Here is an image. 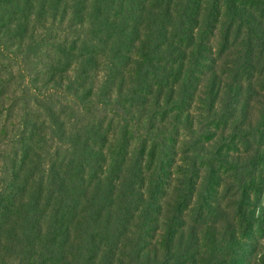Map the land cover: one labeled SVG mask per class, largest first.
Here are the masks:
<instances>
[{"label": "trees", "instance_id": "obj_1", "mask_svg": "<svg viewBox=\"0 0 264 264\" xmlns=\"http://www.w3.org/2000/svg\"><path fill=\"white\" fill-rule=\"evenodd\" d=\"M251 2L0 0V264L244 263L248 195L184 157L224 122L259 158Z\"/></svg>", "mask_w": 264, "mask_h": 264}, {"label": "rangeland", "instance_id": "obj_2", "mask_svg": "<svg viewBox=\"0 0 264 264\" xmlns=\"http://www.w3.org/2000/svg\"><path fill=\"white\" fill-rule=\"evenodd\" d=\"M251 3V5L248 3L247 5L251 6L257 15H262L261 19H263L264 2L253 0ZM225 58L226 56L223 57V60ZM256 79H258L257 76L253 80ZM220 127L221 130L218 128L215 133L210 135L202 134L199 142L203 145V149L201 147L199 152L188 150L184 161L188 164L193 161V158L196 161L199 160V164L197 163L199 172L196 179L193 178L198 184L207 177L208 169L216 170V173L213 171L212 179L205 178L210 180L208 187H212L211 194L204 192L205 198L208 199L213 195L221 196L225 191L224 188L234 191L242 189L244 194L248 195L245 202L241 204L246 220H241L237 227L241 232L238 236V244L242 248L239 250V255L244 261L243 264H264V132L259 137L262 141L259 144L261 145L259 158L252 167L244 165L243 162L237 165V159L234 156L239 155L243 159L242 157L247 155L244 151L243 140L236 132L232 133V130H229L228 124L223 122ZM221 132L224 134L222 137ZM217 154H221V158H215L214 156ZM177 165L184 166L181 161H177ZM256 165L257 168L254 169ZM241 179L244 181L243 184L240 182ZM214 190L216 192H213Z\"/></svg>", "mask_w": 264, "mask_h": 264}]
</instances>
